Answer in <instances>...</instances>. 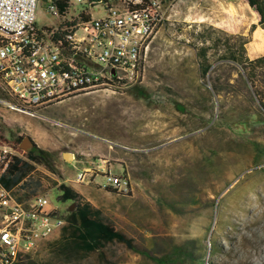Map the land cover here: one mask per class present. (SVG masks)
<instances>
[{
	"label": "rangeland",
	"instance_id": "obj_1",
	"mask_svg": "<svg viewBox=\"0 0 264 264\" xmlns=\"http://www.w3.org/2000/svg\"><path fill=\"white\" fill-rule=\"evenodd\" d=\"M161 2L165 23L151 40L139 84L120 94L67 99L41 110L42 118L0 108V135L28 137L55 159L51 168H33L25 177L21 187L28 191L18 201L28 206L44 196L65 223L16 264H154L118 242L105 245L101 255L64 251L72 237L66 221L70 206L74 210L84 203L150 255L164 256L180 244L191 252L186 264H264V115L234 81L235 71L218 67L222 43L212 45L213 40L243 36L249 39L246 55L257 58L264 55L254 51L264 28L243 0ZM47 6H37L38 29L56 27L62 19ZM81 10L71 5L64 19L77 17ZM101 14L94 10V17ZM202 32L212 65L207 74L195 53ZM231 65L241 73L240 66ZM215 79L218 95L209 85ZM256 84L264 91L262 79ZM133 88L144 90L146 98ZM248 115H253L248 117L251 123L244 127L240 121ZM64 153L73 156L72 167L90 166L55 168L57 163L69 164ZM102 161L106 170L129 179L128 195L107 191L100 175L88 184L75 181L78 170ZM59 184L72 189L76 199L62 201Z\"/></svg>",
	"mask_w": 264,
	"mask_h": 264
},
{
	"label": "built area",
	"instance_id": "obj_2",
	"mask_svg": "<svg viewBox=\"0 0 264 264\" xmlns=\"http://www.w3.org/2000/svg\"><path fill=\"white\" fill-rule=\"evenodd\" d=\"M40 3L62 18L58 26H35ZM71 5L82 10L64 19ZM165 19L161 0H0V108L42 118L41 110L67 99L128 90L144 79L151 40ZM20 155L0 146V264L18 263L65 225L48 198L26 206L1 183L9 159ZM98 175L107 191L131 192L129 179L106 170L104 161L78 170L75 181L88 184Z\"/></svg>",
	"mask_w": 264,
	"mask_h": 264
},
{
	"label": "trees",
	"instance_id": "obj_3",
	"mask_svg": "<svg viewBox=\"0 0 264 264\" xmlns=\"http://www.w3.org/2000/svg\"><path fill=\"white\" fill-rule=\"evenodd\" d=\"M255 15L257 24L260 25L264 23V0H243ZM59 14L62 16L64 13V6L59 5ZM63 25H61L62 27ZM255 27L252 26L250 32L254 31ZM201 46H195V53L197 58H199V67L207 74L212 67L208 59V48L205 46L207 43L206 33L202 32L198 36ZM223 45L224 54L218 57L217 61L220 63L218 67H230L236 73V78L234 81L238 82L244 95L253 103L255 100L252 91L257 98L260 106L258 105L259 115H264V91L262 87L258 86L256 82L259 79L263 80L264 83V55L257 58H249L246 55L245 45L249 43V39L239 35H232L230 40L220 42L213 40L212 45L217 47L219 44ZM194 47V46H193ZM233 64H237L243 70L247 77V81L243 78L242 74L237 72ZM214 83L209 84L213 94H220V89L217 87L218 79L213 80ZM248 84L250 87H248ZM252 89V91L250 90ZM134 93L142 98H146V93L142 89L133 88ZM209 93V90H208ZM253 115H248L241 118V125L244 127L250 125V120L248 117ZM264 120V116H263ZM23 137H18L15 139H8L0 135V144H7L13 146L22 157L12 156L9 159L5 173L1 176V183L7 189H11L14 185L21 182L25 177L33 170L30 168V163H35L37 165H45L51 168L50 160L52 159L49 152L38 148L33 142V149L29 152H24L20 149L19 144ZM252 149L258 156H261L258 144L255 141L249 142ZM58 188L62 191L61 199L62 201H74L77 194L73 192L72 189L67 187L65 184H59ZM19 200V199H18ZM66 221L68 222L69 229L71 230V239L66 242L63 246L64 251H68L69 254L73 252H85L94 253L98 252L105 245L113 242H118L124 245L127 249L133 250L136 253L149 258L154 264H186L191 258V252H189L185 247L180 244H173L170 251L161 257H156L149 254V250H141L134 247L132 240L129 239L123 233L115 230L110 224L106 223L99 216V213L94 210L89 204H76L74 210L69 211L66 216ZM64 227V226H63ZM62 229V228H61ZM65 247V248H64ZM104 259L103 256H100ZM105 264H111L105 262Z\"/></svg>",
	"mask_w": 264,
	"mask_h": 264
},
{
	"label": "crops",
	"instance_id": "obj_4",
	"mask_svg": "<svg viewBox=\"0 0 264 264\" xmlns=\"http://www.w3.org/2000/svg\"><path fill=\"white\" fill-rule=\"evenodd\" d=\"M37 145V144H36ZM37 147L38 148H41L39 145H37ZM41 149H43V148H41ZM43 150H45V149H43ZM45 151H47V150H45ZM47 152H49V151H47ZM50 153V155H51V157L54 159V156L51 154V152H49ZM19 157H22V158H24L23 157V155H20ZM54 161H55V159H54ZM71 163V162H70ZM68 164V165H64V164H60V163H57V165H55L54 167L55 168H87L86 166H90L88 163L89 162H85L87 165L86 166H84V165H82V164H78V165H75V167H72V165L71 164ZM30 168H45L43 165H37V164H35V163H30ZM24 180V179H23ZM23 180L21 181V182H19L18 184H16V185H14L10 190H15V191H17V199H19L20 198V195H23L25 192H27L28 190L26 189V188H22L21 186H22V182H23ZM0 227H1V219H0Z\"/></svg>",
	"mask_w": 264,
	"mask_h": 264
},
{
	"label": "water",
	"instance_id": "obj_5",
	"mask_svg": "<svg viewBox=\"0 0 264 264\" xmlns=\"http://www.w3.org/2000/svg\"><path fill=\"white\" fill-rule=\"evenodd\" d=\"M259 26H260V28H264V23L260 24ZM240 72H241L243 78L247 81V77H246V75L244 74V72H243V70H242L241 68H240ZM250 90L252 91L251 88H250ZM252 94H253V96H254V98H255L257 104L260 106V104H259L257 98L255 97L253 91H252ZM103 141H105V140H103ZM108 143H109V144H112V143H110V142H108ZM19 147H20V149H21L22 151H24V152H29V151L33 148V141H32L30 138L25 137V138H23V139L21 140V142H20V144H19ZM63 160H65L66 162L70 163V162L73 160V156H72L70 153H64V154H63ZM73 207H74V205L72 204V205L70 206V211H72V208H73Z\"/></svg>",
	"mask_w": 264,
	"mask_h": 264
},
{
	"label": "bare ground",
	"instance_id": "obj_6",
	"mask_svg": "<svg viewBox=\"0 0 264 264\" xmlns=\"http://www.w3.org/2000/svg\"><path fill=\"white\" fill-rule=\"evenodd\" d=\"M255 45H256V48L254 51L256 53L264 51V38L262 36L258 35L256 37V44Z\"/></svg>",
	"mask_w": 264,
	"mask_h": 264
},
{
	"label": "flooded vegetation",
	"instance_id": "obj_7",
	"mask_svg": "<svg viewBox=\"0 0 264 264\" xmlns=\"http://www.w3.org/2000/svg\"><path fill=\"white\" fill-rule=\"evenodd\" d=\"M32 149H33V148H32ZM32 149H31V150H32Z\"/></svg>",
	"mask_w": 264,
	"mask_h": 264
}]
</instances>
